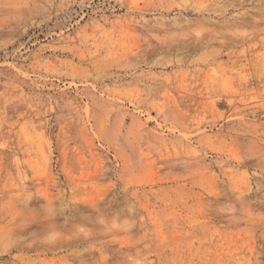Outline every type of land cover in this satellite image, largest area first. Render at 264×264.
<instances>
[{
  "label": "rangeland",
  "instance_id": "1",
  "mask_svg": "<svg viewBox=\"0 0 264 264\" xmlns=\"http://www.w3.org/2000/svg\"><path fill=\"white\" fill-rule=\"evenodd\" d=\"M0 264H264V0H0Z\"/></svg>",
  "mask_w": 264,
  "mask_h": 264
}]
</instances>
